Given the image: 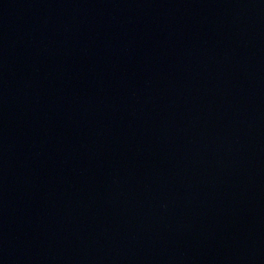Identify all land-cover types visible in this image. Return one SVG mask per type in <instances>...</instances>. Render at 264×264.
<instances>
[{
	"label": "water",
	"instance_id": "obj_1",
	"mask_svg": "<svg viewBox=\"0 0 264 264\" xmlns=\"http://www.w3.org/2000/svg\"><path fill=\"white\" fill-rule=\"evenodd\" d=\"M0 264H182L98 206L0 156Z\"/></svg>",
	"mask_w": 264,
	"mask_h": 264
}]
</instances>
